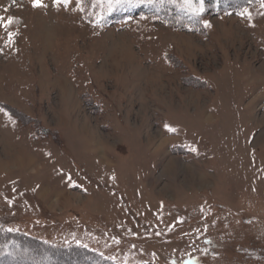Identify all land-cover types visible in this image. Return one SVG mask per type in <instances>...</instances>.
<instances>
[{
    "label": "rangeland",
    "instance_id": "374dc122",
    "mask_svg": "<svg viewBox=\"0 0 264 264\" xmlns=\"http://www.w3.org/2000/svg\"><path fill=\"white\" fill-rule=\"evenodd\" d=\"M84 1L0 0V229L118 264H264V0H184L190 25Z\"/></svg>",
    "mask_w": 264,
    "mask_h": 264
},
{
    "label": "trees",
    "instance_id": "16d2710c",
    "mask_svg": "<svg viewBox=\"0 0 264 264\" xmlns=\"http://www.w3.org/2000/svg\"><path fill=\"white\" fill-rule=\"evenodd\" d=\"M220 1H224L222 6L225 8H229V5L235 4V2H237V7L244 2L247 4L253 2V0H228V2L226 0H219V2ZM84 2L87 14L101 24H108L111 21L121 20L122 18L137 13H143L152 17L161 15L163 17H171V19L175 18L179 21L181 19L182 24L191 23L188 20L190 19L189 17H184L186 14L184 0H113L110 4L103 0H85ZM193 2H196V0H193ZM215 4L218 6L219 3L215 1L214 5ZM214 5L212 3L211 6ZM96 11L97 15L95 13ZM159 11H162L163 14H160ZM175 14H178V16L175 17ZM14 249H17L18 252ZM22 250L28 252L25 253L28 258L23 256L20 257L19 252ZM24 251H22L23 254ZM76 251L78 250L75 246L62 249L61 247H55L11 231L3 232L2 229H0V264H2V260L4 259L9 262L11 261L12 264H28V261H31V264H50V260H54L55 258H63L71 262L74 257L86 261L87 264H118L114 261L103 259L100 255L92 251L87 250V252L82 250V252H80L81 255ZM30 257L34 258L31 259Z\"/></svg>",
    "mask_w": 264,
    "mask_h": 264
},
{
    "label": "snow or ice",
    "instance_id": "6c2138e0",
    "mask_svg": "<svg viewBox=\"0 0 264 264\" xmlns=\"http://www.w3.org/2000/svg\"><path fill=\"white\" fill-rule=\"evenodd\" d=\"M70 2V0H54V3L59 6L61 4L67 6V4ZM32 7L34 8H40V7H45V5L43 4L42 0H32ZM3 18H0V20H2ZM12 23V20L8 21V25H10ZM7 27V25H6ZM173 129H169V131H172Z\"/></svg>",
    "mask_w": 264,
    "mask_h": 264
},
{
    "label": "bare ground",
    "instance_id": "6f19581e",
    "mask_svg": "<svg viewBox=\"0 0 264 264\" xmlns=\"http://www.w3.org/2000/svg\"><path fill=\"white\" fill-rule=\"evenodd\" d=\"M184 172V171H183Z\"/></svg>",
    "mask_w": 264,
    "mask_h": 264
},
{
    "label": "crops",
    "instance_id": "0c3cea01",
    "mask_svg": "<svg viewBox=\"0 0 264 264\" xmlns=\"http://www.w3.org/2000/svg\"><path fill=\"white\" fill-rule=\"evenodd\" d=\"M262 249V248H261Z\"/></svg>",
    "mask_w": 264,
    "mask_h": 264
}]
</instances>
